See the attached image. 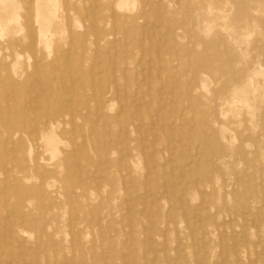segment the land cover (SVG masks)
Masks as SVG:
<instances>
[{"label": "rangeland", "instance_id": "obj_1", "mask_svg": "<svg viewBox=\"0 0 264 264\" xmlns=\"http://www.w3.org/2000/svg\"><path fill=\"white\" fill-rule=\"evenodd\" d=\"M13 2L0 264H264V0Z\"/></svg>", "mask_w": 264, "mask_h": 264}, {"label": "bare ground", "instance_id": "obj_2", "mask_svg": "<svg viewBox=\"0 0 264 264\" xmlns=\"http://www.w3.org/2000/svg\"><path fill=\"white\" fill-rule=\"evenodd\" d=\"M2 1H4V0H1V2ZM6 1V0H5ZM11 1V0H10ZM51 1V0H50ZM53 1V0H52ZM14 2H15V0H14ZM13 2V3H14ZM45 2H46V0H45ZM10 3V2H9ZM48 3V2H47ZM3 4H5V3H3ZM3 4H2V7L4 8V6H3ZM15 4L18 6L19 5V3L17 4V2L16 3H14V5L13 6H15ZM49 4H51V3H49ZM53 5H55V3H52ZM119 4V3H118ZM121 4H122V2H121ZM120 4V5H121ZM8 5V4H7ZM12 5V4H11ZM95 4H93V6H94ZM6 6V5H5ZM17 6H16V8H17ZM117 6V5H116ZM46 7H48V6H46ZM52 7V6H51ZM118 7H120V6H118ZM123 7V6H122ZM6 8V7H5ZM10 8V7H9ZM15 8V9H16ZM37 8V7H36ZM35 8V9H36ZM45 8V7H44ZM50 8V7H49ZM54 8V7H53ZM52 8V10H55V8L53 9ZM121 8V7H120ZM27 9V8H26ZM48 8H46V10H47ZM57 9V8H56ZM11 10H14V9H12L11 8ZM37 10H38V8H37ZM112 10V9H111ZM120 10V9H119ZM4 10H2L1 12H3ZM6 11V10H5ZM9 11V10H8ZM48 11V10H47ZM10 12V11H9ZM12 12V11H11ZM54 12H56V10L54 11ZM14 12H12V16L14 15V18H15V14H13ZM39 13V12H38ZM46 13V12H45ZM3 14V13H2ZM5 14V13H4ZM10 14V13H9ZM49 14V13H48ZM54 14V13H53ZM57 14V13H56ZM17 16H18V14H16ZM24 16V15H23ZM114 16V15H113ZM36 17V16H35ZM57 17V16H56ZM5 18H7V17H5ZM8 18H10V17H8ZM7 18V19H8ZM11 18H13V17H11ZM23 18V17H22ZM16 19H17V17H16ZM19 19V18H18ZM25 19V18H24ZM45 19L47 20L48 18H44V21H45ZM1 20H2V17H1ZM0 20V22H2ZM3 20H6V19H3ZM8 21H9V19H8ZM5 22V21H4ZM3 22V23H4ZM18 21H16V23H17ZM30 22V21H29ZM2 23V24H3ZM20 23V22H19ZM25 23V22H24ZM38 23V22H37ZM5 24V23H4ZM10 24V23H9ZM8 24V25H9ZM26 24V23H25ZM48 24V23H47ZM6 26V25H5ZM30 26V25H29ZM45 26V25H44ZM0 27H1V25H0ZM8 27V26H7ZM5 28V27H4ZM5 30V29H4ZM20 30V29H19ZM28 30V29H27ZM26 30V31H27ZM30 30V29H29ZM42 30V29H41ZM41 30H39L40 32H41ZM49 30V29H48ZM46 31H47V28H46ZM0 33H3L2 31L0 32ZM43 33V32H42ZM45 33V32H44ZM115 33V32H114ZM33 34V33H32ZM41 34V33H40ZM40 34H39V36H40ZM46 34H47V32H46ZM46 34H45V36H46ZM27 36V35H26ZM25 36V37H26ZM44 37V36H43ZM47 37V36H46ZM24 38V37H23ZM28 39H30V38H28ZM27 39V40H28ZM22 42H23V40H22ZM30 42V41H29ZM45 43H47V42H45ZM96 43V42H95ZM94 44V43H93ZM49 45V44H48ZM51 45V44H50ZM15 46H16V44H15ZM32 46H33V43H32ZM33 48H34V46H33ZM47 48V47H46ZM20 51V50H19ZM26 53V52H25ZM48 53V52H47ZM19 54V53H18ZM68 54V53H67ZM47 55H49V54H47ZM18 56V55H17ZM50 56V55H49ZM158 56V55H157ZM70 60H71V58H70ZM40 61V60H39ZM16 65V64H15ZM30 65V64H29ZM12 67H13V65H12ZM30 67V66H29ZM28 67V68H29ZM63 69V68H62ZM55 71V70H54ZM69 71V70H68ZM70 72V71H69ZM115 72V71H114ZM15 74V73H14ZM123 74V73H122ZM2 75V74H1ZM67 75H68V73H67ZM93 76V75H92ZM158 76V75H157ZM63 77V76H62ZM152 77H154V76H152ZM75 78V77H74ZM53 79V78H52ZM72 81V80H71ZM151 81V80H150ZM162 81V80H161ZM168 82V81H167ZM29 83V82H28ZM57 83V82H56ZM38 85V84H37ZM57 85V84H56ZM37 87H39V85L37 86ZM162 88V87H161ZM30 88H28V90H29ZM160 89V88H159ZM94 90V89H93ZM149 90V89H148ZM35 92V91H34ZM148 93V92H147ZM36 94V93H35ZM34 94V95H35ZM157 94H159V93H157ZM149 95V94H148ZM5 97V96H4ZM100 97H101V94H100ZM62 98V97H61ZM159 100V99H158ZM95 101V100H94ZM93 101V102H94ZM164 102V101H163ZM8 104V103H7ZM24 105H26V103L24 104ZM8 106V105H7ZM164 107H165V105H164ZM163 107V108H164ZM10 108V107H9ZM122 108V107H121ZM122 111V110H121ZM158 111V110H157ZM156 111V112H157ZM0 112H1V110H0ZM141 113V112H140ZM158 113V112H157ZM54 114V113H53ZM63 114V113H62ZM132 114V113H131ZM159 114V113H158ZM55 115V114H54ZM42 116V115H41ZM56 117H57V119L59 120V117L57 116V115H55ZM137 116V115H136ZM10 114L9 113H6L5 115L3 114H1L0 113V132L1 133H3V135H4V140H5V142H10L11 141V139H13V136H14V134H15V132H17V131H20L21 129H23V127H21V123H15V124H13L12 122H10L9 121V119H10ZM35 117V116H34ZM153 117V116H152ZM158 117V116H157ZM49 119H47L46 118V120H44L43 121V124H42V127L43 128H48L49 126H51V127H53L54 126V124L56 123L55 121V119L54 118H52V117H48ZM156 119H158V118H156ZM1 121H3V122H1ZM62 122H64L63 120H62ZM152 122H153V120H152ZM96 124V123H95ZM154 124V123H153ZM60 125H61V123H60ZM76 125H78V124H76ZM80 126V125H79ZM162 127L164 128V126L162 125ZM34 128V127H33ZM49 132H50V130H49ZM41 133V132H40ZM58 133V132H57ZM177 133V132H176ZM145 134V133H144ZM48 136H50L51 137V135H48ZM57 136V135H56ZM56 136H54V137H56ZM142 136H144V135H142ZM36 138V137H35ZM42 138V137H41ZM51 138H53V136L51 137ZM50 138V139H51ZM59 138V137H58ZM142 138V137H141ZM28 139H29V141H31L32 140V138L31 137H29L28 136ZM42 139H45V138H42ZM56 139V138H55ZM126 139V138H125ZM60 140V139H59ZM33 141V140H32ZM35 141V140H34ZM54 141H56V140H53L52 142L54 143V145L56 144ZM171 141V140H170ZM1 142V141H0ZM36 142V141H35ZM48 142V141H47ZM57 142H59L58 140H57ZM61 142V141H60ZM154 142V141H153ZM169 142V141H168ZM44 143H45V141H44ZM181 143V142H180ZM49 144V143H48ZM50 144H51V141H50ZM52 145V144H51ZM47 146V145H46ZM49 146V145H48ZM58 146V145H57ZM73 146V145H72ZM127 146V145H126ZM129 147V146H128ZM12 148V147H11ZM32 148V147H31ZM41 148V147H40ZM55 148V147H54ZM73 148V147H72ZM175 148V147H174ZM129 149V148H128ZM143 149V148H142ZM50 150H53V145H52V149H50ZM56 150V149H55ZM152 150V149H151ZM150 150V151H151ZM121 151V150H120ZM129 151H131V150H129ZM156 151V150H155ZM31 152V151H30ZM52 152V151H51ZM55 151H53V153H54ZM148 152V151H147ZM171 153H173V152H171ZM171 153H170V155H171ZM30 156H31V154L30 153H28ZM153 154H154V152H153ZM78 155V154H77ZM30 156H29V158H30ZM13 157H15V156H13ZM12 157V158H13ZM122 157V156H121ZM120 157V158H121ZM26 158V157H25ZM31 159V158H30ZM75 159V158H74ZM124 159V158H123ZM73 160V159H72ZM126 161V160H125ZM78 162V161H77ZM131 162V161H130ZM166 162V161H165ZM189 162V161H188ZM192 162V161H191ZM190 162V163H191ZM198 162V161H197ZM135 164H134V162H133V166H134ZM162 165V164H161ZM165 165V164H164ZM185 165V164H184ZM51 167V166H50ZM154 167V166H153ZM162 167V166H161ZM164 167V166H163ZM133 168H135V167H133ZM177 168V167H176ZM61 169V168H60ZM118 169H120V168H118ZM184 169V168H183ZM7 171V170H6ZM180 171V170H179ZM182 171H184V170H182ZM40 173V172H39ZM173 173V172H172ZM181 173V172H180ZM182 174V173H181ZM180 174V175H181ZM186 174V173H185ZM147 175H148V173H147ZM96 178V177H95ZM196 178V177H195ZM197 180V179H196ZM201 180V179H200ZM176 181H177V179H176ZM175 183V182H174ZM189 183V182H188ZM199 183V182H198ZM177 184V183H176ZM184 185V184H183ZM175 186V185H174ZM145 187V186H144ZM181 188V187H180ZM149 194V193H148ZM181 199H182V196H181ZM5 202V201H4ZM121 204H123V203H121ZM131 204V203H130ZM132 207V206H131ZM204 207V206H203ZM130 208V207H129ZM140 210H142V209H140ZM202 210V209H201ZM167 211V210H166ZM132 212H134V210L132 211ZM200 212V211H199ZM203 212V211H202ZM205 212V211H204ZM249 212V211H248ZM247 212V213H248ZM129 213V212H128ZM152 214V213H151ZM147 216V215H146ZM6 217V216H5ZM8 217V216H7ZM106 218V217H105ZM122 218V217H121ZM192 218V217H191ZM199 218H200V216H199ZM99 219V218H98ZM153 219V218H152ZM198 219V218H197ZM205 219V218H204ZM168 221V220H167ZM170 223V222H169ZM129 224V223H128ZM143 225V224H142ZM187 226V225H186ZM134 227V226H133ZM98 229H99V227H98ZM204 233V232H203ZM203 235V234H202ZM31 236V235H30ZM154 236H155V234H154ZM155 238H156V236H155ZM202 238V237H201ZM132 239V238H131ZM125 241V240H124ZM208 243V242H207ZM198 244V243H197ZM124 245V244H123ZM201 245V244H200ZM19 246V245H18ZM41 252V251H40ZM199 252V251H198ZM220 254V253H219ZM27 255H29V254H27ZM38 255V254H37ZM226 257H227V255H226ZM16 261V260H15ZM41 262V261H40ZM7 263V262H6ZM237 263V262H236ZM9 264V263H8ZM15 264V263H14Z\"/></svg>", "mask_w": 264, "mask_h": 264}]
</instances>
